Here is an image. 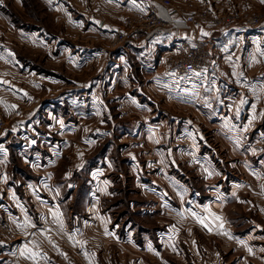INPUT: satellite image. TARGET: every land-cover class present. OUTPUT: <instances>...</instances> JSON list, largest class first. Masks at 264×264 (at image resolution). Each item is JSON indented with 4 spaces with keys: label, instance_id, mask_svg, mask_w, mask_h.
Instances as JSON below:
<instances>
[{
    "label": "rangeland",
    "instance_id": "rangeland-1",
    "mask_svg": "<svg viewBox=\"0 0 264 264\" xmlns=\"http://www.w3.org/2000/svg\"><path fill=\"white\" fill-rule=\"evenodd\" d=\"M131 1L0 0V187L22 210L0 208V264H264V105L227 110L226 130L224 105L198 106L166 78L168 55L149 84L116 53L156 28L113 39L149 2ZM168 1L157 11L188 14ZM186 2L195 25L257 31L245 62L264 78L262 0ZM20 139L31 164L13 153ZM49 147L61 155L44 159Z\"/></svg>",
    "mask_w": 264,
    "mask_h": 264
},
{
    "label": "crops",
    "instance_id": "crops-1",
    "mask_svg": "<svg viewBox=\"0 0 264 264\" xmlns=\"http://www.w3.org/2000/svg\"><path fill=\"white\" fill-rule=\"evenodd\" d=\"M60 1L63 2V0ZM83 1L84 0H76V2H73L72 0H65L66 7L68 6L69 10H72V6H74L75 9L83 8ZM116 1L117 0H96V4L100 5V3H103L108 5L111 3L117 5ZM186 1L190 0L176 1L177 5L179 4L178 9L181 8V10L184 11L183 13H192L197 11V9H194L193 4L187 3ZM132 3L133 1L131 0H123L121 5L122 8L126 9L128 8L126 6ZM144 3L146 4V1L142 0V4ZM91 6H93L91 8L93 10V14H95V1L91 4ZM165 8L166 7L163 5H158V13L162 19L170 22V27L161 26L153 31L147 32L144 39L140 43L131 42L125 46L123 50L120 49L121 51L119 50L116 52L118 55L125 53L127 59H130L129 67L137 68L135 72H142V76L144 75V72L146 75L156 76L154 80L151 78L152 82H149V79L145 80L146 82H149V84L156 85V82L161 84L164 80L159 77L163 73H161V69H159L158 66H153L159 65L162 58L165 60L168 51L175 47L176 43L181 39L185 40L198 38L206 44L208 56L211 60L210 67L190 73L188 76L182 78L176 77L171 69H169V71L164 70L166 72H164L166 78L170 82L173 81L175 87L181 85L183 87V91L186 89L188 91V96L190 97L188 100L193 99L194 101H199L196 102L198 106L203 107L200 103L202 98L206 101H215L214 108L218 107L220 111L221 109L224 110L225 106V117L223 116V120L225 118V121L223 122L221 118V121L225 124L232 121L231 117V119L226 117L228 115L226 112L227 110L228 112L234 113L241 106L246 109L247 114H250L252 107L261 108V106L264 105V78H261V76L252 77V71H250L245 62V59H249V51L252 47L251 43H253L252 37L256 38L255 36H257V31L254 29L244 28L239 25L230 24L219 27L220 29L217 32L213 31L215 28L210 27L209 25L207 26V22H197L195 25L186 21L181 16V11L177 10L175 7L174 10H170L169 12ZM79 10L78 12H80ZM89 22L92 23L89 27L93 28L110 27L108 25H103L96 18H93V21ZM204 33H207V35H204ZM210 47H212V51ZM239 47L242 50L240 53L237 51L239 50ZM128 61L126 60L127 64ZM237 61H243V67H240ZM233 63H236V67L234 69L232 68ZM224 66H227L226 69H223ZM169 76H171V78H169ZM199 89H201L200 91L202 92L198 91ZM151 104L154 106L152 109L154 110L156 104L150 100V105ZM248 117L249 115L245 117L243 123L248 122ZM252 122L254 123L255 121ZM257 123L260 124L259 127L262 126V128H264V113H262L260 121ZM227 124L226 130L231 127V124ZM20 140V144L14 149L13 153L17 154L21 160L25 159L26 162L31 164V161L35 159L33 157L34 155H28V157L24 156L23 151L28 145H24L25 140ZM4 142H6V140L0 141V159L2 158L3 160H6L9 148L6 147L7 142ZM54 146L59 148L58 145ZM48 150L49 154H47L44 159L48 158L55 160L59 155H61L57 149L49 147ZM56 154L57 156H55ZM5 187V190L0 187V208L5 210L7 209L13 220V217H15L14 212L19 215L22 210L20 204L18 203L19 200L13 198L14 196H18L16 193L12 192L13 184H8ZM30 187L31 186L28 185V188ZM30 194L32 195V193ZM10 198L12 199L11 201L9 200Z\"/></svg>",
    "mask_w": 264,
    "mask_h": 264
},
{
    "label": "built area",
    "instance_id": "built-area-1",
    "mask_svg": "<svg viewBox=\"0 0 264 264\" xmlns=\"http://www.w3.org/2000/svg\"><path fill=\"white\" fill-rule=\"evenodd\" d=\"M164 5H169L168 0H159ZM186 21H192L194 14H181ZM249 24L255 25L257 19L248 21ZM135 23L137 25H135ZM170 23L162 19L157 11L154 0L147 1L145 12L139 13L136 19L127 20L126 28L122 31H117L113 35L116 41H135L143 38L147 31L159 26H169ZM166 58L167 65L178 78L186 77L190 73L204 69L210 65V60L207 56L205 44L199 40L179 41L176 46L168 51ZM5 120L2 118L0 110V129L5 125ZM7 214L3 213L0 216V222H6Z\"/></svg>",
    "mask_w": 264,
    "mask_h": 264
},
{
    "label": "snow or ice",
    "instance_id": "snow-or-ice-1",
    "mask_svg": "<svg viewBox=\"0 0 264 264\" xmlns=\"http://www.w3.org/2000/svg\"><path fill=\"white\" fill-rule=\"evenodd\" d=\"M262 2H264V0H262ZM204 35H207V33H204Z\"/></svg>",
    "mask_w": 264,
    "mask_h": 264
},
{
    "label": "trees",
    "instance_id": "trees-1",
    "mask_svg": "<svg viewBox=\"0 0 264 264\" xmlns=\"http://www.w3.org/2000/svg\"><path fill=\"white\" fill-rule=\"evenodd\" d=\"M159 27H161V26H159ZM156 28H158V27H156ZM156 28H155V29H156Z\"/></svg>",
    "mask_w": 264,
    "mask_h": 264
}]
</instances>
